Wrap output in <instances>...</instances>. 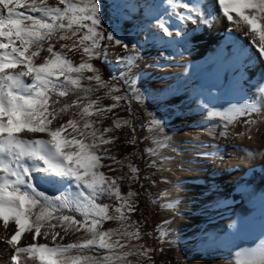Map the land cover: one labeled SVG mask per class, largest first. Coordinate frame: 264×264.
Wrapping results in <instances>:
<instances>
[{
	"label": "snow or ice",
	"instance_id": "6c2138e0",
	"mask_svg": "<svg viewBox=\"0 0 264 264\" xmlns=\"http://www.w3.org/2000/svg\"><path fill=\"white\" fill-rule=\"evenodd\" d=\"M142 7L148 22L140 31L155 29L147 39L159 36L169 46L186 44L189 22L196 25L194 33L223 17L229 33L242 32L248 39L251 47L245 54L254 47L264 62V0H144ZM112 8L114 23L109 25L104 0H0V221L5 229L0 243L9 264H155L154 254L164 251L170 233L158 229L160 247L141 243L152 234L142 230V221L132 220L139 210V193L131 187L126 194L120 190L125 180L131 184L148 178L140 176L130 157L118 159L110 147L119 139L115 131L124 127L133 133L127 143L136 144L131 119L113 110L131 113L132 101L144 100L135 79L125 75L139 59L138 43L130 54L122 26L127 6L112 0ZM76 55L79 62L73 59ZM110 56L120 73L105 80L94 61L107 65L113 63ZM255 62L257 56H247L246 66ZM261 85L264 73L251 99L246 96L244 103L224 109L201 102L208 119L222 129L219 135L251 138L259 131L257 125L264 123ZM105 97L114 103L103 104ZM109 118L112 125L104 127ZM163 123L156 118L150 122L156 147L146 149L163 161L161 170L169 157L161 156L160 149L170 146ZM240 124L245 131L232 133ZM126 161L130 174H109L122 171ZM156 165L157 160L148 163ZM44 184L59 186V194H46L40 187ZM105 197L114 203L98 202ZM106 222L120 227L105 229ZM81 231L83 236L71 239ZM37 238L43 242L37 243ZM65 238L69 242L64 243ZM234 255L230 264H264V238Z\"/></svg>",
	"mask_w": 264,
	"mask_h": 264
},
{
	"label": "rangeland",
	"instance_id": "374dc122",
	"mask_svg": "<svg viewBox=\"0 0 264 264\" xmlns=\"http://www.w3.org/2000/svg\"><path fill=\"white\" fill-rule=\"evenodd\" d=\"M54 2L55 0H49V3ZM121 2L127 6L128 19L122 26L125 29V39L129 42V53L136 52L132 47L133 43H138L139 51L136 65L131 72H125V75L135 79V87L143 94L144 100L142 103L133 100L131 113L119 108L113 111L119 117L131 119L136 129V143L140 146L136 154L142 156L140 166L134 162L131 155H119L116 148L119 139L110 147L118 159L130 157L131 163L140 169L141 177L146 174L154 178L150 184L152 192L145 191L143 179L139 183L130 184L125 180L120 184L122 193L126 194L131 187L133 191L139 193L138 205L141 202L146 204L132 215V220L143 222L144 232L152 234L151 237L145 235L141 243L149 248L160 247L155 239L158 229L167 230L170 235L162 245L164 251H157L153 256L155 264H162L171 253H174L178 262L184 264H230L235 259L234 250L230 245L219 246L215 242L217 238L226 235L237 220L245 216L249 210L250 200L264 189L261 180L249 193L240 195L236 190L249 168L264 169V123L257 125L259 131L254 130L251 138L248 136L240 138L234 134L227 137L219 135L222 129L216 126V121L208 119L201 106L202 101L207 103L209 108L215 106L224 109L230 105L229 90L219 92L213 83L204 82L214 69L213 56L206 52L196 59H188L185 44L169 46L159 36L147 39L155 29L140 31V28L148 22L145 9L142 7L144 0H121ZM149 2L159 3L160 0H149ZM104 15L109 25L114 23L111 19L112 0H104ZM193 27L189 22L185 30L191 32ZM73 59L79 62L80 56L76 55ZM109 60L113 63L105 65L94 61L95 66L101 69L105 80L110 78V74L120 73V70L114 66L115 57L110 56ZM248 89L252 90L251 87ZM99 94L103 95V91ZM112 103L114 101L108 97L103 99L105 105ZM121 104H124V101H121ZM137 110L141 112L143 118L137 115ZM154 118L164 122V135L169 138L170 146L160 149L161 156L169 157L164 164V170L160 167L163 161L150 156L146 151L148 148L156 147L150 131V122ZM111 125V118L104 121V127ZM243 131L245 129L236 127L231 130L232 133ZM114 135L118 137L120 135L128 140L132 138L133 133L130 128L124 127L117 129ZM249 152L252 153L251 156L248 155ZM152 160H157V165L149 167L148 163ZM114 167L119 168V165ZM124 173H129L127 161L122 171L109 174ZM40 187L48 195L59 194V186L44 184ZM104 199L110 200L107 197ZM169 202L174 205L172 209L161 207ZM113 203V200L109 201V204ZM194 214L199 216L200 221L192 230L190 226L183 225V218L192 217ZM118 227L120 225L116 222L104 224L105 229ZM13 228L14 226L11 229ZM60 230L57 228V231ZM83 235L81 231L71 239L75 240L77 236ZM169 240L173 243H168ZM28 242L31 243L30 240ZM36 242L43 241L37 238ZM63 242H69L68 238ZM234 245L240 247L241 242L237 241ZM9 259L4 245L0 244V264H9ZM131 259L136 258L131 257ZM144 264L148 262L145 261Z\"/></svg>",
	"mask_w": 264,
	"mask_h": 264
},
{
	"label": "bare ground",
	"instance_id": "6f19581e",
	"mask_svg": "<svg viewBox=\"0 0 264 264\" xmlns=\"http://www.w3.org/2000/svg\"><path fill=\"white\" fill-rule=\"evenodd\" d=\"M220 20L221 22H214L212 26L200 27L194 33L189 32L191 35L185 44L186 56L188 59H196L206 52L210 53L213 56L215 66L204 82L206 84L213 83L219 92L229 90L230 104L244 103V97L247 96L251 99V93L257 92V88L253 86L261 81V73H264V62L259 61L254 47L245 54V51L251 47L248 39L244 38L242 32L229 33L227 31L230 26L229 22L223 17ZM193 26V28L196 27L194 24ZM247 56H257V62L251 67L246 66ZM250 87L252 88L251 91L248 89ZM253 118H255V114H253ZM236 128L245 129L243 124L236 126ZM261 180L264 184V169L262 167L249 168L236 190L240 195L249 193ZM248 208L245 216L237 220L226 235L216 239V245H230V248L236 253L242 248L254 247L261 238H264V189L250 200ZM199 221V216L194 214L192 217L183 218V225H188L193 230ZM13 226L14 222L10 220L9 228L11 229ZM0 234H5L2 221H0ZM237 241L241 242L240 247L234 245ZM24 243L25 240L22 238L21 244ZM0 244L4 245L3 243Z\"/></svg>",
	"mask_w": 264,
	"mask_h": 264
},
{
	"label": "trees",
	"instance_id": "16d2710c",
	"mask_svg": "<svg viewBox=\"0 0 264 264\" xmlns=\"http://www.w3.org/2000/svg\"><path fill=\"white\" fill-rule=\"evenodd\" d=\"M137 115L140 117V118H143V115L141 114L140 111L137 110ZM121 135V134H120ZM119 135V143L118 145L116 146L117 150L119 151V155L120 156H125V155H131L134 159V162L140 166V162L142 160V156L141 155H137L136 153L140 150V146L138 145V143H136L135 145H132L130 143H127V140H125L122 136ZM143 177H147L148 179L145 180L143 179L144 181V189L146 192H152V188L150 187V184L151 182L154 181V178L153 177H149V176H146V174H143L142 175V178ZM143 189V190H144ZM110 200H106V199H103L102 201H98V202H102V203H109ZM146 204L145 202H141L138 206L139 208L141 207H144ZM76 218L77 219H81V217L76 214ZM162 264H184L182 262H178L176 259H175V256H174V253H171L170 256H168L167 259H165Z\"/></svg>",
	"mask_w": 264,
	"mask_h": 264
},
{
	"label": "crops",
	"instance_id": "0c3cea01",
	"mask_svg": "<svg viewBox=\"0 0 264 264\" xmlns=\"http://www.w3.org/2000/svg\"><path fill=\"white\" fill-rule=\"evenodd\" d=\"M163 125H165V124H163Z\"/></svg>",
	"mask_w": 264,
	"mask_h": 264
}]
</instances>
